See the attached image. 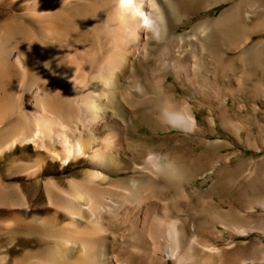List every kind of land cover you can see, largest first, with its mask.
Here are the masks:
<instances>
[{
  "label": "bare ground",
  "instance_id": "1",
  "mask_svg": "<svg viewBox=\"0 0 264 264\" xmlns=\"http://www.w3.org/2000/svg\"><path fill=\"white\" fill-rule=\"evenodd\" d=\"M182 1L0 0V156L18 146H33L36 155L13 156L6 174L40 177L32 187L46 192L50 213L33 216L37 222L32 223L0 220V227L11 232L42 229L46 251L26 264H163L169 257L176 264H247L245 257L230 263L233 245L221 246L213 237L200 235L197 222L188 236L181 218L166 215L172 199L166 195L187 178L184 166L161 151L139 149L130 132L141 115L128 105L129 97L136 84L145 87L137 76L128 78L141 56L151 53L152 35H168V8L175 17L173 28L185 19ZM258 10L264 11V0H237L216 19L207 17L196 25L194 35H177L161 54L174 52L178 73L184 68L187 78L196 75L192 85H198L203 63L194 52L190 62L182 61L184 52L176 47L184 43L186 51L190 44L194 51L211 46L209 74L218 49L223 51L221 67L228 68L235 44L241 48V62L255 53L264 69V39H250L264 31V17L263 25L245 34L249 23L241 20ZM205 80V85L215 86ZM127 81L134 84L127 86ZM171 102H165L164 119L194 130L198 122L190 103L177 108ZM83 159L88 168L67 179L43 176L50 161L66 168ZM3 179L0 206L23 207L29 213L37 204L30 201L24 183ZM181 194L188 198L191 192L183 186ZM255 203L264 207V199ZM214 209L213 217L225 228L223 236L227 229L241 235L256 228L264 232L263 226L234 222ZM129 231L132 235L125 239ZM5 244L0 237V264L8 263V255L2 254ZM256 258L264 260V253L248 259Z\"/></svg>",
  "mask_w": 264,
  "mask_h": 264
},
{
  "label": "rangeland",
  "instance_id": "2",
  "mask_svg": "<svg viewBox=\"0 0 264 264\" xmlns=\"http://www.w3.org/2000/svg\"><path fill=\"white\" fill-rule=\"evenodd\" d=\"M236 1L228 0L208 5L209 0H183L185 19L178 22L180 24L177 29L173 28L175 17L168 8L172 18L168 35L164 39L152 35L149 43L151 53L147 57L140 55L142 59L138 61L136 72L128 78L131 80L137 76L145 87L144 91L136 84L133 87L134 94L128 96V105H133L141 115L136 119L134 130L130 132L137 140L139 149L161 151L171 158H176L184 166L187 178L166 195L172 198L166 215L181 218L185 222L188 236L192 235V224L197 222L200 225V235L213 237L212 241L221 246L233 245L230 250V263H241L245 257L247 264H264V260H258L259 257L256 261L248 259L251 255H263V230L251 229L248 234L241 235L227 229L223 236L222 231L225 228L213 217L214 212L211 210L215 208L220 215L234 222L264 227V207L252 204L257 199H264V69L258 62L259 58H254L257 56L252 53L248 61L241 62L238 59L241 48L235 49V44L231 47L230 65L228 68L221 67L223 51L220 48V52L218 49L216 53L217 63L209 74L210 44V48L201 47L195 51L194 45L190 44V49L186 51L187 46L184 43L183 47H176L184 52L182 61L190 62L194 52L203 63L198 75L199 83L192 85L190 82L196 75L191 74L187 78V69L183 68L182 72L178 73V64L172 63L177 59V55L174 52L164 56L161 54L162 48L177 35H194L196 25L207 17L216 19ZM263 17L264 11L261 10L253 13L248 19L242 17V22L249 23L244 34L258 28L259 24L263 25ZM253 38L264 39V31L255 32L250 39ZM163 60L170 63L165 66L161 63ZM249 61H257L258 64ZM205 79H209L210 84L215 86L205 85ZM127 83V86L134 84L129 81ZM168 98L177 108L190 103L198 122L194 130H184L164 119L162 112L167 106L165 102ZM125 115L127 111L124 112ZM27 152L34 156L37 153L33 146H18L6 156H0V178H4V182L24 183L30 192V201L37 205L31 206L29 213L23 207L0 206V220L3 222L24 224L27 220L32 223L33 220L37 222L33 216L43 217L50 214L46 192L42 187L40 190L32 187V183L40 177L27 179L19 175V172H15L14 177L6 174V167L13 156ZM143 157L141 155V158ZM84 161L85 159L72 163L66 168H63L60 162L50 161L43 176L49 178L56 175L67 179L72 173L88 168V165L83 164ZM183 186L191 192L188 198L181 194ZM240 214H250L253 217L243 218ZM210 228L216 230L215 234L207 230ZM42 232V229L38 228L35 231L19 229L11 232L8 228L6 230L5 227H0V237L7 244L2 246V254L8 255L7 264H26V260L34 259L41 252H45L48 244L46 241L45 244L42 243ZM130 232L132 231H129V236H124L125 239L131 237ZM11 240L12 244L9 242ZM125 246L127 247L126 244ZM163 264L176 263L174 258L169 257Z\"/></svg>",
  "mask_w": 264,
  "mask_h": 264
}]
</instances>
